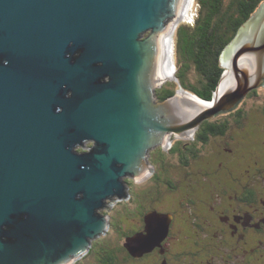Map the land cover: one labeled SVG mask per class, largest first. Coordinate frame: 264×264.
Returning a JSON list of instances; mask_svg holds the SVG:
<instances>
[{"label": "water", "instance_id": "obj_1", "mask_svg": "<svg viewBox=\"0 0 264 264\" xmlns=\"http://www.w3.org/2000/svg\"><path fill=\"white\" fill-rule=\"evenodd\" d=\"M184 1L0 0V264H72L107 230L98 210L124 195L122 178L148 172L152 149L264 86L263 2L224 48L212 100L181 86L158 99ZM167 223L131 254L150 251Z\"/></svg>", "mask_w": 264, "mask_h": 264}, {"label": "flooded vegetation", "instance_id": "obj_2", "mask_svg": "<svg viewBox=\"0 0 264 264\" xmlns=\"http://www.w3.org/2000/svg\"><path fill=\"white\" fill-rule=\"evenodd\" d=\"M257 90L263 91L264 86ZM261 91L253 97H248L250 92L247 93L241 102L248 97L250 105H258ZM256 117L253 134L264 131V117L258 114ZM231 128L241 131V135L233 140L235 144L229 138L213 139L206 152L197 151L191 155L188 167L177 159L159 166L163 173H159L158 181L164 183V187L160 185L158 195L170 196L165 202L167 206L172 203V210L154 209L155 202L161 197L149 198L150 193L152 197L157 193L148 190L151 175L157 174L152 153L166 147H156L149 152V169L141 178L124 177V195L118 197L122 201L114 206L118 208L121 203L132 199L137 204H148L149 210L142 220V214L138 212V220H134L135 232L123 242V261L129 258L130 264H264V135L247 140V127L242 131L238 125L232 124ZM192 139L185 140L184 148L194 145ZM229 143H233L232 146ZM92 144L86 142L78 150L88 149ZM217 153L224 160L216 164ZM184 154L192 153L185 149ZM163 158L169 160L170 157L165 154ZM224 164L231 169H224ZM169 175L174 185L167 183ZM110 210L99 212L108 219L106 231L111 227ZM156 216L164 218L158 220ZM167 221L165 236L150 251L139 257L131 254V248H138L144 242L147 230L153 231L159 223L165 225Z\"/></svg>", "mask_w": 264, "mask_h": 264}, {"label": "trees", "instance_id": "obj_3", "mask_svg": "<svg viewBox=\"0 0 264 264\" xmlns=\"http://www.w3.org/2000/svg\"><path fill=\"white\" fill-rule=\"evenodd\" d=\"M263 2L264 0H194L193 21L179 23L174 32L173 61L177 80L163 83L156 90L158 99L164 100L171 97L181 86L185 92L201 100H212L224 71L221 66V54L224 48ZM260 91L256 89L253 92L251 90L248 97H253ZM261 93V98L258 100L260 107L250 105L247 97L233 112L219 114L212 120L204 121L193 133L191 141L194 145L184 148L186 139H173L167 149L158 148L156 152L152 153L157 174L151 175L148 182L149 187H147L149 192L153 189L152 193H157V196L152 197L150 193L149 198L161 197L156 202L151 201L155 202L154 209L172 210L173 208L172 203L167 206L165 202L170 196L165 198L158 195L161 191L160 185L164 187V183L158 181L159 173H163L159 166L163 167V163L170 164V160L177 159L183 166H187V161L192 158L191 155L197 151L206 152L207 145L213 139L229 138L234 143L233 140L241 135V131L238 128L232 129V124L238 125L242 131L247 127V140H254L257 135H264V131H255L256 133L253 134L255 121L258 120L257 114L264 117V90ZM233 143L229 144L232 146ZM185 149H188L192 154L185 155ZM220 150L223 152L222 148ZM218 153L215 156L216 164L224 160L223 157H219ZM165 154L169 155V160L163 158ZM159 161L161 163L158 165ZM225 167L231 169L228 164H224L223 168L225 169ZM166 181L169 182L168 184L174 185L170 175ZM165 185L167 186V184ZM147 205L137 204L131 199L121 203L116 212L115 209L110 210L108 213L111 216L110 229L94 239L89 250L72 264H130L127 261L129 258L123 261L125 256L123 242L134 234L136 224L134 220H138L136 218L138 212L142 214L140 219H143L149 210Z\"/></svg>", "mask_w": 264, "mask_h": 264}, {"label": "rangeland", "instance_id": "obj_4", "mask_svg": "<svg viewBox=\"0 0 264 264\" xmlns=\"http://www.w3.org/2000/svg\"><path fill=\"white\" fill-rule=\"evenodd\" d=\"M187 1H189V0H187ZM186 1H184V3H183V7H182V9H181V11H182V13H181V11H180V14H179V22H178V24L179 23H182V22H187V23H189V22H191V18H192V16H193V13H194V8H195V6H194V0H191V2L190 3H185ZM186 4H187V6H186ZM185 11L187 12L186 14H185ZM184 12V13H183ZM172 54H173V51H172ZM163 56H162V61H161V74H162V76H163V74H164V72L162 73V64H163ZM172 61H173V58H172ZM173 65H174V63H173ZM165 76V75H164ZM163 76V77H164ZM174 76H175V66H174ZM165 78L167 79V81H166V83L168 82V81H174L173 79H174V77L173 78H167L166 76H165ZM169 147V146H168ZM167 147V148H168ZM79 149V148H78ZM123 180L125 179V178H122ZM113 201H109V200H107V204L106 205H108V204H111V203H113L114 201H116L117 200V196H115V197H113V198H111ZM119 201H122V200H118V201H116L115 203H117V202H119ZM115 203L111 206V210H114V209H116L117 207L116 206H114L115 205ZM101 211H106V209L105 208H101V209H99V211L98 212H101Z\"/></svg>", "mask_w": 264, "mask_h": 264}, {"label": "bare ground", "instance_id": "obj_5", "mask_svg": "<svg viewBox=\"0 0 264 264\" xmlns=\"http://www.w3.org/2000/svg\"><path fill=\"white\" fill-rule=\"evenodd\" d=\"M185 1H186L185 3H187V4L191 2V0H189V1L185 0ZM187 4H186V6H187ZM181 13H182V11H181ZM186 13L187 12L185 11V14ZM172 51H173V37L170 34L167 36V39H166L164 52H163V58L164 59H163V64H162V73L164 72L163 76L165 75L167 78H173L174 77V65H173V61H172ZM165 76H164V78H165ZM201 104H203V103H201Z\"/></svg>", "mask_w": 264, "mask_h": 264}, {"label": "built area", "instance_id": "obj_6", "mask_svg": "<svg viewBox=\"0 0 264 264\" xmlns=\"http://www.w3.org/2000/svg\"><path fill=\"white\" fill-rule=\"evenodd\" d=\"M193 17H194V13H193V16H192V18H191V22L193 21Z\"/></svg>", "mask_w": 264, "mask_h": 264}]
</instances>
